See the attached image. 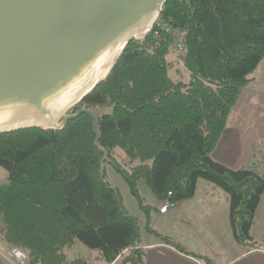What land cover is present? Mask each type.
<instances>
[{
    "label": "trees",
    "instance_id": "obj_1",
    "mask_svg": "<svg viewBox=\"0 0 264 264\" xmlns=\"http://www.w3.org/2000/svg\"><path fill=\"white\" fill-rule=\"evenodd\" d=\"M161 18L187 30L188 82L171 76L170 40L153 32L129 43L109 77L80 105L97 114L100 148L127 183L146 217L145 232L196 260L184 246L152 228V208L139 191L143 180L163 202L195 196L200 180L224 191L235 240L257 249L252 237L264 180L244 167L213 158L229 117L264 60V0H168ZM78 108V109H79ZM121 150L128 163H121ZM104 153L93 121L81 115L63 131L38 128L0 134V247H18L27 264H89L67 260L77 241L98 251L106 264H147L142 229L106 178ZM137 163V164H136ZM129 168H126V167ZM0 264H8L0 258Z\"/></svg>",
    "mask_w": 264,
    "mask_h": 264
},
{
    "label": "water",
    "instance_id": "obj_2",
    "mask_svg": "<svg viewBox=\"0 0 264 264\" xmlns=\"http://www.w3.org/2000/svg\"><path fill=\"white\" fill-rule=\"evenodd\" d=\"M168 0H0V134L63 131L133 40L151 34Z\"/></svg>",
    "mask_w": 264,
    "mask_h": 264
},
{
    "label": "crops",
    "instance_id": "obj_3",
    "mask_svg": "<svg viewBox=\"0 0 264 264\" xmlns=\"http://www.w3.org/2000/svg\"><path fill=\"white\" fill-rule=\"evenodd\" d=\"M171 73L173 78L174 74L179 75L178 64L175 63ZM160 207L159 201L155 215L151 213L152 228L184 246L190 253L208 258L211 264H264V235L259 238L252 236L259 243L257 249H248L239 244L230 223L228 196L213 184L200 180L192 199L177 203L165 214L159 212ZM141 229L147 264H206L178 252ZM101 264L106 263L102 260ZM113 264L121 263L119 260Z\"/></svg>",
    "mask_w": 264,
    "mask_h": 264
},
{
    "label": "rangeland",
    "instance_id": "obj_4",
    "mask_svg": "<svg viewBox=\"0 0 264 264\" xmlns=\"http://www.w3.org/2000/svg\"><path fill=\"white\" fill-rule=\"evenodd\" d=\"M173 60V59H172ZM177 64H179L177 62ZM179 75L174 74L177 81L188 82L190 74L185 67L178 65ZM173 77V74L171 73ZM252 81L244 90L243 93L233 109L227 129L213 154V158L224 164L225 166L238 169L243 164V167L250 161L263 147H264V60L259 65L258 69L251 76ZM80 106L71 111L73 113ZM80 109V108H79ZM92 110V109H91ZM95 115L109 112L106 108H95L92 110ZM97 113V114H96ZM119 161L128 163V158L121 150L115 151ZM137 164V163H136ZM124 165V164H123ZM106 168V178L108 182L121 192L124 204L127 210L137 217L140 226L144 229L146 224V217L140 210V207L131 195L129 187L124 179L118 175L110 164L104 165ZM126 168H129L128 166ZM0 184L8 185V173L0 168ZM139 191L144 199L145 205L152 208V215L156 213V205L159 200L153 195L151 189L146 183L141 180L139 182ZM227 196V194L224 192ZM260 202V208L257 210L256 225L252 229V236L255 238L264 235V194ZM163 202H161L162 205ZM171 209V208H170ZM169 209V210H170ZM168 210V211H169ZM167 211V212H168ZM153 215V216H154ZM20 249L18 247H11L9 249ZM8 249H5L7 251ZM3 252V248L0 247ZM68 261L78 257L85 258L89 264H101L103 258L98 251L87 248L80 241H77L73 248L67 251ZM102 259V260H101Z\"/></svg>",
    "mask_w": 264,
    "mask_h": 264
},
{
    "label": "built area",
    "instance_id": "obj_5",
    "mask_svg": "<svg viewBox=\"0 0 264 264\" xmlns=\"http://www.w3.org/2000/svg\"><path fill=\"white\" fill-rule=\"evenodd\" d=\"M187 30L175 28L159 18L153 28V37L157 41H161L163 36H167L170 40V50L174 59L181 65H184L187 52ZM247 170L254 172L264 180V147L250 160L246 167ZM176 204L172 201L170 193L160 207V213L165 214L170 208H174ZM5 238V231L0 223V242ZM0 256L10 264H27V254L20 249H10L6 252L0 251Z\"/></svg>",
    "mask_w": 264,
    "mask_h": 264
}]
</instances>
